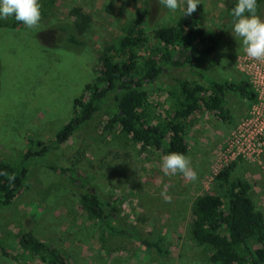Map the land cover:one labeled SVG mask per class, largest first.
<instances>
[{
  "label": "rangeland",
  "instance_id": "1",
  "mask_svg": "<svg viewBox=\"0 0 264 264\" xmlns=\"http://www.w3.org/2000/svg\"><path fill=\"white\" fill-rule=\"evenodd\" d=\"M152 0H39L41 20L37 28L0 29V161L17 166L31 148L28 139L49 142L72 117V102L84 85L97 75V53L106 44H117L123 28L142 21ZM237 0H200L197 10L185 16L184 0L170 11L164 5L153 14L154 28L192 18L218 39L207 60H195L201 73L216 81H247L241 62L247 57L232 32L231 9ZM80 8L92 18L83 35L72 28L69 12ZM264 19V7L257 13ZM69 35L83 42L68 43ZM182 81L207 86L193 68H167L158 85L175 94ZM248 82V81H247ZM147 114L162 120L173 111L166 92H151ZM229 122L209 112L192 115L185 122V140L195 182L182 175L166 176L164 153L136 144L119 128L104 129L111 114L105 110L77 131L58 150L25 162V188L0 208V241L12 253H22L18 235L28 234L57 249L70 264H211L208 249L196 245L188 234L191 208L201 194H217L225 203L227 184L217 179L230 168L228 184L236 180L250 185L249 197L264 215V156L259 161L237 159L224 165L221 152L231 132L247 116L252 101L227 94ZM48 166L68 169L61 175ZM74 180V181H73ZM83 184V185H81ZM166 188L171 202L161 192ZM90 189L105 211L120 226L139 231L144 239L160 240L166 253L146 250L137 242L112 237L104 251L101 227L81 206L80 196ZM29 260L27 256H24ZM0 264H14L0 256Z\"/></svg>",
  "mask_w": 264,
  "mask_h": 264
},
{
  "label": "trees",
  "instance_id": "2",
  "mask_svg": "<svg viewBox=\"0 0 264 264\" xmlns=\"http://www.w3.org/2000/svg\"><path fill=\"white\" fill-rule=\"evenodd\" d=\"M257 3V13H261L264 0H257ZM162 8L158 0H152L142 21L127 24L117 44H106L97 53L99 70L96 77L74 98L72 117L53 140L35 142L28 139L30 149H35L23 155L17 166L0 161V208L14 201L25 188V162L28 159L58 150L100 111L111 114L104 126L109 132L119 128L123 136L143 147H152L165 155L171 152L186 155L184 124L192 115L209 112L220 121L229 122L225 106L227 94L254 100L255 94L247 81L210 80L201 73L202 68L195 60L209 59L215 52L218 39L207 34L195 19L152 27L153 14ZM68 15L77 35H83L92 24L91 16L80 8H73ZM22 25L13 17L0 19V29L15 30ZM67 41L72 47L83 45L74 35H69ZM186 67L197 70L207 86L182 81L175 94L158 85L165 69ZM151 92H166L172 100L173 111L162 120L148 117L147 100ZM48 168L61 175L69 172L57 166ZM229 173L230 168H225L217 176L228 185L227 202L214 193L199 195L191 208L188 234L196 245L208 249L211 264H264V215L255 209L249 197L250 185L241 180L228 184ZM9 176H14V180H9ZM80 200L85 212L101 227L104 251L110 248L108 241L112 237H121L137 242L146 250L166 253L160 240L144 239L139 231L120 226L118 219L105 211L104 203L90 189L82 193ZM18 246L22 253L14 254L0 241V256L14 264H70L57 249L32 235L19 234Z\"/></svg>",
  "mask_w": 264,
  "mask_h": 264
},
{
  "label": "clouds",
  "instance_id": "3",
  "mask_svg": "<svg viewBox=\"0 0 264 264\" xmlns=\"http://www.w3.org/2000/svg\"><path fill=\"white\" fill-rule=\"evenodd\" d=\"M170 11L180 8V0H158ZM183 15L191 16L200 4V0H184ZM257 0H237L231 9L233 17L232 32L240 39L243 49L252 60L264 61V19L257 15ZM13 17L27 28H37L41 20L39 0H0V19ZM161 169L166 176L182 175L189 182L198 179V173L192 168L190 158L179 152H171L162 159ZM4 175H7L4 173ZM14 180V176H9ZM166 203L171 202L166 188L161 192Z\"/></svg>",
  "mask_w": 264,
  "mask_h": 264
},
{
  "label": "built area",
  "instance_id": "4",
  "mask_svg": "<svg viewBox=\"0 0 264 264\" xmlns=\"http://www.w3.org/2000/svg\"><path fill=\"white\" fill-rule=\"evenodd\" d=\"M240 66L255 98L247 116L223 146L221 158L224 165L237 159L259 161L264 156V61L245 58Z\"/></svg>",
  "mask_w": 264,
  "mask_h": 264
}]
</instances>
